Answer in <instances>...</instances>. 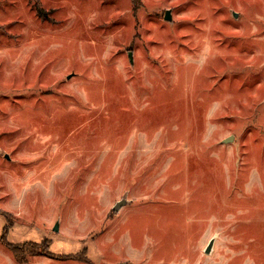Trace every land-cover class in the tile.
<instances>
[{
	"label": "rangeland",
	"instance_id": "374dc122",
	"mask_svg": "<svg viewBox=\"0 0 264 264\" xmlns=\"http://www.w3.org/2000/svg\"><path fill=\"white\" fill-rule=\"evenodd\" d=\"M0 264H264V0H0Z\"/></svg>",
	"mask_w": 264,
	"mask_h": 264
},
{
	"label": "trees",
	"instance_id": "16d2710c",
	"mask_svg": "<svg viewBox=\"0 0 264 264\" xmlns=\"http://www.w3.org/2000/svg\"><path fill=\"white\" fill-rule=\"evenodd\" d=\"M137 1H139V0H137ZM35 10H36V12H37V14H38V17L40 18V19H44L43 18V12L40 10V8H38L37 6H35ZM8 231H4V233H3V238H2V240H1V242H4V240H5V237L7 236V233ZM6 242V241H5ZM5 246H6V248H8V250H10L11 251V253L14 255V257H15V259H16V261H18V263H20V256L23 254V253H21V250L23 249V247L24 246H14V245H9L8 243H5ZM32 248H33V246H32ZM35 249H37L38 247H34ZM38 249H40V248H38ZM50 254V253H49ZM48 254V256L49 257H51V258H55V257H57V256H54V255H49ZM22 263V262H21Z\"/></svg>",
	"mask_w": 264,
	"mask_h": 264
},
{
	"label": "water",
	"instance_id": "95a60500",
	"mask_svg": "<svg viewBox=\"0 0 264 264\" xmlns=\"http://www.w3.org/2000/svg\"><path fill=\"white\" fill-rule=\"evenodd\" d=\"M233 17H234V19H237V15H233ZM164 21L166 23H169V24L171 23V18H170V13L169 12L166 13ZM129 59H130V62L132 64V55L131 54L129 55ZM70 78L71 77H69L68 80H70ZM231 142H232V139H229V140L225 141L224 144L226 145V144H229ZM125 206H126L125 202L119 203L118 205L115 206V208L113 209V212L114 213H119V211ZM57 232H58V226L56 225L55 233H57ZM213 245H214V241H212L210 243L208 249L205 252L206 255H209L211 253V249H212Z\"/></svg>",
	"mask_w": 264,
	"mask_h": 264
}]
</instances>
